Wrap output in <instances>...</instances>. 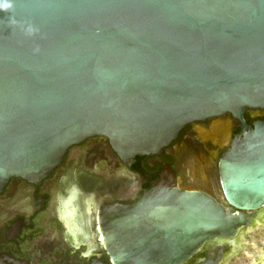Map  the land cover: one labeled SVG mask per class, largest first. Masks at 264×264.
Segmentation results:
<instances>
[{"label":"water","instance_id":"obj_1","mask_svg":"<svg viewBox=\"0 0 264 264\" xmlns=\"http://www.w3.org/2000/svg\"><path fill=\"white\" fill-rule=\"evenodd\" d=\"M246 108H264V0H0V190L89 136L129 164L217 118L225 203L165 164L135 203L96 210L114 264H185L204 246L217 256L197 264H217L264 208V121Z\"/></svg>","mask_w":264,"mask_h":264},{"label":"flooded vegetation","instance_id":"obj_2","mask_svg":"<svg viewBox=\"0 0 264 264\" xmlns=\"http://www.w3.org/2000/svg\"><path fill=\"white\" fill-rule=\"evenodd\" d=\"M244 118L248 125L264 121V108H246ZM216 119L188 123L159 153L136 156L129 164L121 160L106 137L95 135L69 147L60 163L38 183L10 178L0 190V261L114 264L100 241L96 210L135 203L165 164L179 183L178 164L182 161H189L195 179H200L198 171L203 174L205 165L213 162L219 183L217 162L226 147L208 137L211 122ZM218 119L230 120L229 140L241 132L239 120L228 114ZM198 130L205 132L201 135ZM180 185L211 194L191 184ZM229 248L225 246L221 254ZM218 249L204 246L185 264H197L199 258L209 255L215 258Z\"/></svg>","mask_w":264,"mask_h":264},{"label":"rangeland","instance_id":"obj_3","mask_svg":"<svg viewBox=\"0 0 264 264\" xmlns=\"http://www.w3.org/2000/svg\"><path fill=\"white\" fill-rule=\"evenodd\" d=\"M186 161V160H185ZM179 163V162H178ZM179 166V183L182 185L191 184L196 187H200L205 189L214 195L220 202H224V198L222 196L217 175L215 164L213 162L205 165V169L203 170V174L201 171H198V175L200 179L194 178V173L192 170V166L189 161H182V163L178 164ZM205 171V174H204ZM204 176V177H202ZM72 209H74L72 207ZM260 229H253L247 233L246 237H243V248L236 253L228 262L225 264H251L255 255L258 254V250L261 247H264V227H259Z\"/></svg>","mask_w":264,"mask_h":264},{"label":"bare ground","instance_id":"obj_4","mask_svg":"<svg viewBox=\"0 0 264 264\" xmlns=\"http://www.w3.org/2000/svg\"><path fill=\"white\" fill-rule=\"evenodd\" d=\"M255 212L256 213L251 218V221L248 224L241 226L240 232L233 243L229 246V250L222 254L220 260L218 261H221L219 264H225V262H228L243 248V237H246L248 232L253 229H260L259 227H264V208H260L259 211L256 210ZM251 264H264V247H261L258 250V254L254 256Z\"/></svg>","mask_w":264,"mask_h":264}]
</instances>
